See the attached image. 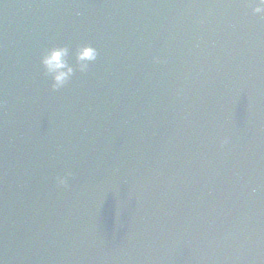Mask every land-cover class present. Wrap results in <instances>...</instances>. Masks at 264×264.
Masks as SVG:
<instances>
[{
  "label": "water",
  "instance_id": "obj_1",
  "mask_svg": "<svg viewBox=\"0 0 264 264\" xmlns=\"http://www.w3.org/2000/svg\"><path fill=\"white\" fill-rule=\"evenodd\" d=\"M251 7L0 0V264H264ZM84 44L96 61L53 91L40 55Z\"/></svg>",
  "mask_w": 264,
  "mask_h": 264
},
{
  "label": "clouds",
  "instance_id": "obj_2",
  "mask_svg": "<svg viewBox=\"0 0 264 264\" xmlns=\"http://www.w3.org/2000/svg\"><path fill=\"white\" fill-rule=\"evenodd\" d=\"M251 11L264 18V0H251ZM73 62H69L70 49L64 45H53L46 48L39 58V63L43 70V75L50 78V88L53 91L62 89L73 78L76 72L85 73L89 65L96 61L98 57L97 49L89 44L77 46L71 52ZM159 62V61H156ZM223 143H227L225 138ZM71 173H65L64 176H58L56 183L60 186H67V177Z\"/></svg>",
  "mask_w": 264,
  "mask_h": 264
}]
</instances>
